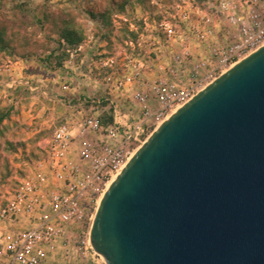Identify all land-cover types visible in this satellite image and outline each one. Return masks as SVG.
Instances as JSON below:
<instances>
[{
  "label": "built area",
  "instance_id": "2783aa9c",
  "mask_svg": "<svg viewBox=\"0 0 264 264\" xmlns=\"http://www.w3.org/2000/svg\"><path fill=\"white\" fill-rule=\"evenodd\" d=\"M155 4L159 16L153 23L143 19L139 47L157 49L163 40L177 50L169 66H161L148 81L145 55L103 61L111 69L104 79L110 93L125 89L132 106L122 108L118 95L90 99L89 106L83 102L56 127L42 146L45 156L36 171L0 204V264H42L60 250L76 264H105L90 234L110 184L154 129L264 46V0H175L168 8L161 0ZM192 49L200 51L195 60ZM16 68L11 60L0 59V73L11 77L9 87L19 82L13 77ZM102 102L106 106L100 107ZM104 114L113 121L105 124Z\"/></svg>",
  "mask_w": 264,
  "mask_h": 264
},
{
  "label": "water",
  "instance_id": "95a60500",
  "mask_svg": "<svg viewBox=\"0 0 264 264\" xmlns=\"http://www.w3.org/2000/svg\"><path fill=\"white\" fill-rule=\"evenodd\" d=\"M90 241L105 264H264V46L152 132Z\"/></svg>",
  "mask_w": 264,
  "mask_h": 264
},
{
  "label": "rangeland",
  "instance_id": "374dc122",
  "mask_svg": "<svg viewBox=\"0 0 264 264\" xmlns=\"http://www.w3.org/2000/svg\"><path fill=\"white\" fill-rule=\"evenodd\" d=\"M155 1L0 0V59L16 63L13 77L19 81L9 87L11 77L0 73V204L36 171L45 156L42 146L60 123L83 102L89 106L90 99L114 95L104 80L111 71L103 66L105 59L115 57L120 63L127 55H145L148 81L160 73L151 75L149 69L157 68L154 63L171 62L174 50L163 40L157 43V49L139 47L145 31L143 19L149 17L153 23L159 16ZM173 1L161 0L166 8ZM122 7L127 14L120 13ZM103 12L119 15H114L113 24L104 26L99 16L93 15ZM51 13L57 16L50 17ZM124 16L128 21L121 18ZM67 18L79 29L84 28L89 46L88 52L70 56L60 65L58 38ZM192 52L194 60L200 56L199 50ZM27 80L39 88L32 92L24 83ZM123 104L120 106L127 108L128 102L126 107ZM61 253L50 255L42 264H76L72 256Z\"/></svg>",
  "mask_w": 264,
  "mask_h": 264
},
{
  "label": "trees",
  "instance_id": "16d2710c",
  "mask_svg": "<svg viewBox=\"0 0 264 264\" xmlns=\"http://www.w3.org/2000/svg\"><path fill=\"white\" fill-rule=\"evenodd\" d=\"M120 13L127 14L126 10L120 9ZM94 16H99L101 22L104 26H109L113 24V17L114 15H119L117 12H103L101 14L99 13H93ZM54 13L50 14V17H56ZM45 17L49 20L48 13L45 14ZM127 25V24H126ZM142 28V27H141ZM60 35L58 38V46L62 50L61 58L59 61V64H63L68 58L71 56V52L77 48L80 47V45L86 40L85 34H84V28L79 29L78 25L72 21L66 19V21L63 23L62 26H60ZM134 32V31H133ZM106 36V35H105ZM113 121V116H107V114L103 115V122L105 124H109Z\"/></svg>",
  "mask_w": 264,
  "mask_h": 264
},
{
  "label": "crops",
  "instance_id": "0c3cea01",
  "mask_svg": "<svg viewBox=\"0 0 264 264\" xmlns=\"http://www.w3.org/2000/svg\"><path fill=\"white\" fill-rule=\"evenodd\" d=\"M89 45H88V41L87 40H85L84 41V43L82 44V49H81V51H80V54L81 53H84V52H88V47ZM177 50L175 49L174 50V52H176ZM83 62V61H82ZM170 63V62H169ZM154 66H157V68H153V69H149V71H150V73H151V75H153L154 73H155V71L156 72H158L159 70H160V67L161 66H163V67H165V66H169V64H168V62H166V63H164V62H156V63H154L153 64ZM148 71V70H147ZM30 82V81H29ZM31 83V82H30ZM32 84V83H31ZM33 85V84H32ZM34 86V85H33ZM34 87H36L37 89L39 88V86H34ZM29 88V87H28ZM30 89V88H29ZM36 89V90H37ZM31 90V89H30ZM35 90V91H36ZM35 91H32V92H35ZM117 95L119 96L118 98L121 100V101H123L125 104H123V103H120L121 105L123 104L124 105V107H126L125 105H127L126 104V102H128L129 103V106L128 107H130V106H132V104L130 103V99H129V92H126V90L124 89V90H119V91H116V92H114V97H117ZM72 114H70L69 116H71ZM68 116V117H69ZM67 117V118H68ZM56 129V128H55ZM54 129V130H55ZM53 134V133H52ZM44 142V141H43ZM12 228H14V226L12 227Z\"/></svg>",
  "mask_w": 264,
  "mask_h": 264
}]
</instances>
